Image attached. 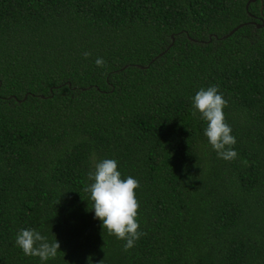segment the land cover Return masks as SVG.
Returning a JSON list of instances; mask_svg holds the SVG:
<instances>
[{
    "label": "trees",
    "instance_id": "trees-1",
    "mask_svg": "<svg viewBox=\"0 0 264 264\" xmlns=\"http://www.w3.org/2000/svg\"><path fill=\"white\" fill-rule=\"evenodd\" d=\"M248 1L0 0V264H264V0ZM210 86L232 161L192 115ZM105 159L139 183L128 251L84 190ZM29 228L55 258L16 246Z\"/></svg>",
    "mask_w": 264,
    "mask_h": 264
},
{
    "label": "clouds",
    "instance_id": "clouds-1",
    "mask_svg": "<svg viewBox=\"0 0 264 264\" xmlns=\"http://www.w3.org/2000/svg\"><path fill=\"white\" fill-rule=\"evenodd\" d=\"M83 55L87 58L91 54L85 52ZM105 63L100 57L95 60V64L101 68L105 67ZM226 105L227 101L219 94L218 86L202 88L192 98V115L199 114L206 122L204 135L218 157L232 161L237 157L233 148L236 138L231 135V127L225 123L223 108ZM117 169L118 164L114 159L97 163L95 171L88 173L92 183L84 190L90 193L94 218L102 222V228L107 230L109 236L114 235L118 240L125 241L123 250L128 251L143 235L138 231L136 219L139 205L135 189L139 183L131 176L122 180ZM15 244L25 256L38 257L41 262L55 258L60 248L56 239L49 243L45 236L31 228L21 229L16 234Z\"/></svg>",
    "mask_w": 264,
    "mask_h": 264
},
{
    "label": "water",
    "instance_id": "water-1",
    "mask_svg": "<svg viewBox=\"0 0 264 264\" xmlns=\"http://www.w3.org/2000/svg\"><path fill=\"white\" fill-rule=\"evenodd\" d=\"M254 1H256V0H249L247 4H249L250 2H254ZM244 24H246V23H240V24L236 25L235 27H233V28L229 31L228 34L222 36V38H226V37L230 36L231 34H233L238 28H240V27L243 26ZM259 26H262V24L258 25V27H259ZM142 67H143V66H142Z\"/></svg>",
    "mask_w": 264,
    "mask_h": 264
}]
</instances>
